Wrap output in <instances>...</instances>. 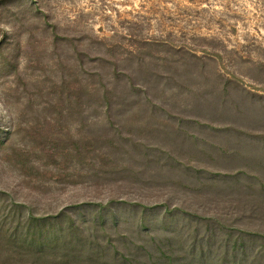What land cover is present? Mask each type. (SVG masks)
Masks as SVG:
<instances>
[{
	"label": "rangeland",
	"instance_id": "1",
	"mask_svg": "<svg viewBox=\"0 0 264 264\" xmlns=\"http://www.w3.org/2000/svg\"><path fill=\"white\" fill-rule=\"evenodd\" d=\"M0 264H264V0H0Z\"/></svg>",
	"mask_w": 264,
	"mask_h": 264
},
{
	"label": "trees",
	"instance_id": "2",
	"mask_svg": "<svg viewBox=\"0 0 264 264\" xmlns=\"http://www.w3.org/2000/svg\"><path fill=\"white\" fill-rule=\"evenodd\" d=\"M227 241H228V240H227ZM227 241L225 242V243H226V246L228 245V242H227ZM231 249H232L234 252H236V248H235V247H233V248H231ZM227 252H228L227 255H229V252H230V251L227 250ZM235 257H236V254H235ZM235 257H234V259H235Z\"/></svg>",
	"mask_w": 264,
	"mask_h": 264
}]
</instances>
